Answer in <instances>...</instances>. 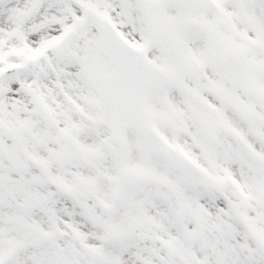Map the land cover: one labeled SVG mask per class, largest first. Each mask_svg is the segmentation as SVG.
Wrapping results in <instances>:
<instances>
[{
  "label": "snow or ice",
  "instance_id": "6c2138e0",
  "mask_svg": "<svg viewBox=\"0 0 264 264\" xmlns=\"http://www.w3.org/2000/svg\"><path fill=\"white\" fill-rule=\"evenodd\" d=\"M0 264H264V0H0Z\"/></svg>",
  "mask_w": 264,
  "mask_h": 264
}]
</instances>
